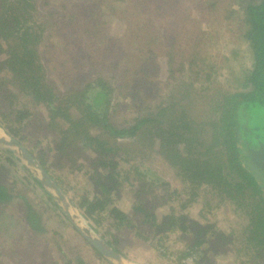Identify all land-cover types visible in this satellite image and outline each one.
Returning <instances> with one entry per match:
<instances>
[{
    "label": "trees",
    "instance_id": "trees-1",
    "mask_svg": "<svg viewBox=\"0 0 264 264\" xmlns=\"http://www.w3.org/2000/svg\"><path fill=\"white\" fill-rule=\"evenodd\" d=\"M116 1L127 3L128 0ZM177 1L151 2L164 7ZM227 1L195 0L196 7L199 6L197 15L193 14V6L187 10L192 14V20H197V24H209L213 13L220 15L223 19L221 23L229 22V31H238L237 43L246 44L244 52L250 59L249 66L243 68L239 75H234V90L219 94V115H216L217 120L212 121L210 127L212 144L204 151L209 156L207 160L205 157L199 162L196 157L198 152L190 145L196 146L197 143L194 137L189 136L196 124L188 117V120L183 119L188 109L185 105L178 108V96L196 100L198 69L203 73V80L211 83H217L220 74L210 58L203 59L202 65L193 70L195 75L189 76L187 72L192 71V66L197 67L192 56L176 61L174 55H166V51L164 54L161 50L156 51L157 55L153 54L155 49L150 51L149 47L158 46L157 39L161 38L168 40L167 48L174 47L177 35L165 32L170 19L173 21L172 17L164 16L163 12L157 10L152 13L153 21L143 18L140 25H136L135 31H140L147 41L151 40L145 52L153 54L150 55L153 61L164 56L159 62L162 61L165 66L162 71L165 76H162V81H155V72L159 66L154 69L150 65L148 72H143L145 70L142 66L133 68V64L138 66L136 63L144 60L136 52L137 49L131 50L130 56L125 48L113 54L96 55V58L87 52L90 49L82 42V35L85 39L93 36L89 29L92 21L100 23L102 31L110 28L103 14L106 7L98 5L99 0H0V127L31 156L36 157L58 186L68 192L73 204L93 230L118 254L126 255L121 252L117 234L128 231L140 241L151 242L155 249L161 246L164 251L159 252L167 264H182L186 258L193 259L195 264L208 262L206 246H209L210 241H206L203 234L197 231L192 234L184 217L176 215L173 207L163 217L158 213L159 208L166 204V199L171 202L178 198L179 201L184 199L180 207L185 208L195 202L198 188L204 184L210 185L211 178L222 179L217 166L222 154L228 166L239 173L238 181H223L227 187L237 193L248 188L252 197L264 193V180L260 171L251 165L248 158L249 149L264 142V0H234L238 4L236 10L230 3L229 7ZM97 6L101 7L98 8V14ZM223 7L224 13L219 14L218 10ZM80 8L83 10L82 15ZM236 11L241 14H235ZM124 12H128V9L118 13ZM236 16L240 18L238 24ZM113 19L127 24V27L117 34H109L104 39V46L114 41L119 42L117 46L122 43L129 48L131 43L127 40L133 35V22L119 14ZM79 21L86 25L85 28L81 29ZM166 23L168 25L165 26ZM57 31L61 39L72 45L69 46L68 54L77 59L62 66V72L68 76H57L55 67L47 58L49 52L44 51L42 54L39 50L44 48L43 45L48 46L52 33ZM192 37H195L192 39L194 52L199 46L196 41L204 40L199 36ZM79 49L85 51L80 58L77 54ZM242 51L243 48L235 46L231 54L236 58ZM43 58L45 62H41ZM91 68L97 72H90ZM105 69L110 73L108 77L103 76ZM62 82L70 86L64 93ZM122 105L128 111L133 107L135 115L129 120L116 123L108 110L112 108L116 111ZM37 107L43 108L42 118L34 112ZM180 144H183L184 153L177 147ZM216 146L221 149H214ZM148 149L166 160L169 168L180 177L184 184L183 193L172 188L147 163ZM1 150L13 155L8 148ZM79 156L84 159L79 161ZM215 161L216 166H213ZM72 165L75 169H70L68 176L59 173ZM80 174L82 180L77 185ZM32 179L38 183L36 178ZM1 180L0 177V231L5 236L9 234L7 238L16 246L21 245V256H30L27 264H88L79 255L73 261L60 251L55 253L53 246L56 244L53 241L63 238L52 228L44 236L47 227H44L39 213L28 202L21 224L12 227L17 220L4 209L12 193ZM78 186L84 187L83 190L75 189ZM245 208L248 218L241 232L245 246L235 248V257H240L238 264H248L241 260L244 256L264 252V197L248 202ZM180 221L183 222L180 231L182 241H185L184 249L177 250L175 258L171 259L172 253L166 251L161 236L157 235L162 227L174 229ZM239 236L236 234L232 240L237 241ZM67 241L65 245H69ZM83 241L103 260L100 252Z\"/></svg>",
    "mask_w": 264,
    "mask_h": 264
},
{
    "label": "rangeland",
    "instance_id": "rangeland-1",
    "mask_svg": "<svg viewBox=\"0 0 264 264\" xmlns=\"http://www.w3.org/2000/svg\"><path fill=\"white\" fill-rule=\"evenodd\" d=\"M151 1L153 0H128L126 3L125 1L99 0L98 5H101L103 8L106 7L104 8V10H106L103 11V14L105 15L104 19L107 21V23L110 24V28L102 31L100 23L92 21L91 25L89 26L90 28H88L91 29L93 36L91 38L85 39L82 35V42L86 47L90 49H87V52L91 53L90 56L92 55V57L94 58H96V55L100 54L104 55L113 54V52L117 53L121 48H125L129 52L130 56L131 50L136 51L137 49L136 52H139L140 56L144 60H142V62L140 63H136L138 66H135L133 64V68L138 69V67L142 66V69L145 70L143 72H148L150 70V67H154L155 69V66H159V69L157 68V72H155V81L157 79L162 81V76H165L162 73L165 66L164 64L162 65V61L159 62V60H161V57L164 56L161 55L160 57H158L159 59L154 57L155 61H153L150 56L155 53L157 55L156 51L159 52L161 50V52L163 51V54L164 51H166V55H174L176 61H182L184 59H187L189 56H192L194 61L196 62L197 67L195 68L192 66V71L187 72L189 76L195 75L193 74V70L199 68V65H202L203 59L206 60L210 58V61L213 60V65L215 68H217L218 73L220 74L219 80L216 81L217 83H211L208 80L204 81L202 76L203 73H201L198 69V79H196L197 82L195 83L197 87L196 100L193 101L187 98H183L180 95L178 96V108L185 105V107L188 109V114L186 115V117L183 115V119L188 120L189 118L190 120H192L193 124H196V127L190 130L189 136L194 137L193 140H195L197 144L195 146L190 143V145L191 147H195V150L198 152L196 157L199 162L202 158L204 159L205 157L207 160L209 155H206L204 151L206 149H209L208 146L212 144L210 127H212V121L217 120L216 115H219L217 111V107L220 105L219 94H221L223 91L227 92L234 90V75H239L241 70L243 68H246V66H249L250 64V59L246 51L244 52L246 44H244V42L237 43L238 40L236 38L238 37V31H229V22L221 23L220 20L223 19L220 15H215V13H213L209 18L211 19L209 24L205 22H203V24H197V20L193 21V17H191L192 14L188 13L187 10L193 6V14L195 16L197 15L199 6L196 7L195 0H178L175 4H166L164 7H160L157 3ZM229 3L232 4V7L235 10L238 8V4L236 5L234 3V0H229L226 2V4L228 5ZM125 5L127 6L125 7ZM222 6L224 5L222 4ZM98 8L100 9L101 7L97 6V14ZM125 9H128V12L118 13ZM157 10H159V13L160 11L163 12L164 16L167 15L169 18H173V21L170 19L169 26H166L168 25L167 23L165 24V32L167 34H176L177 37L174 41V47L171 48H167L169 46V42L168 40H166V38L157 39L159 47L154 46L151 43L152 46L149 47L150 51L155 49L153 51V54H151L150 51L145 52L146 45L151 40L147 41L145 37L140 34L141 32H137L135 31V29L136 25H140L143 18L153 21V14ZM82 11L83 10L80 8L81 15ZM218 11L219 14L224 13V7L219 9ZM159 13L157 12V15ZM117 14L121 15L122 18H126L128 21L130 20L131 22H133V24H131V29H133L131 30V32L133 33V35L130 36L127 40L128 43H131L129 48H127L125 44L122 43L117 46L119 42L114 41L109 42L108 45L104 46V39L109 34H117L122 30V28L124 29L125 26L127 27V24L118 21L116 22V20L113 19ZM235 14L239 15L241 14V12L239 13V11H236ZM235 21L237 22V24L240 23L239 16L238 18L236 16ZM79 23L81 29L85 28L86 25L84 26L80 21ZM52 35L53 37L50 39L48 46L45 47L46 45H43L44 48L39 50L40 52H42V54L44 53V51L49 52L47 58L51 61V65L55 67L57 76H68L65 72H62V69L64 68H62V66L68 65L65 63L69 61H77L75 57H72L68 54L69 46L72 45L67 43V40L61 39V34L58 31L53 32ZM192 36H199L204 40L203 42L196 41L199 43V46L195 49L194 52L192 39L195 37ZM235 46H240L241 48H243V51L240 52V55H237L238 57L236 58L231 54V50ZM165 49H168L170 51H167ZM83 51L84 49H79L77 53L79 58L82 55ZM119 56H121V54H119ZM145 59H147V61L144 63ZM41 62H45V59L43 58ZM203 65H206V63ZM89 71L92 73L97 72L94 68H91ZM108 72L109 71L107 69L103 70V76L108 77V75L110 74ZM130 72H133V70H131ZM180 78H183V76H181ZM154 80L152 81V83L154 82ZM61 84L63 85V93L70 89V86L65 82H62ZM181 91L182 89L180 90V92ZM42 109L43 108L39 107L34 109L36 115L40 116L41 118L44 115ZM130 109L131 110L128 111L125 106L122 105L121 108L116 109V111L112 110V108L109 109L108 113L109 115L110 113H112L113 121L118 123L117 121L122 122L124 120H129L133 115H135V112L133 111L134 108L132 107ZM70 111L74 114L73 110ZM262 123L264 125V117L262 118ZM204 132L206 133L204 134ZM4 133V137L6 139H9L10 135H8L0 127V135ZM5 143H0V177L2 179L1 181L5 183V185L10 189L12 193V198L9 204H7L4 208L5 212L11 215L13 219L17 220V223H14V226L12 227L16 228V226L21 224L22 220L25 217V209L28 202V205L33 207V209H35L39 213L44 227H47L45 230L46 234H44V236H47L52 228L59 232V237L61 236L63 238L62 240L59 239V241L57 239L56 241H53V243L56 244V246H53V250L55 251V253H58V251H60L61 254L70 257L71 259H73V261H75L76 257L79 255V257L87 261L88 264H104L103 262H107L108 264H167L166 259L162 257L159 252L164 251L161 246L155 249L151 242L150 244L148 241H140L136 236H133V234L128 231L125 233L120 232V234H117L115 231H113L115 235H119V246L121 252L125 253L126 255L123 256L121 254H118L120 256L118 261L114 258H107L103 255V260L100 259L92 252V248L83 243V240L85 239L82 236L81 231H84L85 224H88V222L83 218V216L81 217V213L75 207L73 201L68 196V192H64L58 186L55 179L42 167L36 157L32 155V158L34 159L36 164H38L39 167L44 170L50 180L57 186L59 192L67 203V205H64L61 199H59L57 193L55 195V190L52 187L51 181V186L48 185L47 187L40 182L42 175L40 173V169L36 165L29 164L23 159L21 155L14 152H12L13 155L5 154L2 152L1 149L6 148ZM182 145L183 144L177 145V147L178 149L180 148V152L184 153L185 150L182 148ZM216 148L221 149L220 146H216L214 149ZM202 151L204 152V154H201ZM86 152H88V149H86ZM147 155L149 156L147 163L152 165L156 172L170 183L172 188L177 189L180 193H183L184 184L183 182H181L180 177L172 169L169 168V164L167 163V161L160 157L157 153H151L149 149ZM8 156H10L9 158L11 160L7 158ZM79 157V161H82L84 159V157L82 156ZM219 158L220 160L217 162V166L220 169V176L222 179L213 180L211 178L210 185L204 184L200 188H198V195L195 198V202L188 204L185 208L180 207V204L182 203L181 201H183L184 203V199L179 201L178 198V200L175 199L172 200V202L171 200L166 199V204L159 208L160 212L158 213L163 217L164 214H169L170 209L173 207L175 209L176 215H182L184 217L185 223L187 224V227L190 229L192 234L197 231L198 233L204 235V239L206 241H210L208 242L209 246H206V250L208 252L206 254V256L208 257V262L203 261L199 264L239 263L240 257H235V248H243L245 246V242L241 240V232L243 229L242 226L248 218V215L246 214L247 208H245V206L248 202L257 201L258 199L260 200V198L264 197L263 192L260 193V195L257 194L252 197L250 195L251 191L248 188H245L242 193H237L232 188L227 187L223 181L225 180L229 183L238 181L239 173L237 171H233L228 166L224 159V154H222ZM8 160L9 162L11 161V164L8 162ZM214 164L215 165L213 166H216V161ZM74 167L75 166L72 165V167L70 166L66 170L63 169V171H60L59 173H62L64 176H68L70 173L69 170L75 169ZM78 177L79 179L77 185H79V183L81 182L82 175L80 174ZM32 178H39V184L35 183ZM72 180L73 179H71V181ZM214 181L220 183V185L214 183ZM77 188H80V191H82V188L84 187H75V189ZM138 188L139 187H137L135 190H137ZM223 189L225 190L224 192ZM226 191L228 192L226 193ZM46 193L50 195L51 198L47 196ZM131 195H134V193H131ZM65 210L68 213L67 215L65 213ZM125 210L128 211V209ZM182 224V221L177 222L174 229L162 227L161 232L159 233V235H157L159 237L161 236L160 238L163 241L162 243H164V246L166 245V251L172 253V255H170L171 259L175 258V252L177 250L184 249L185 241H182L183 236H181L182 232L180 231V226ZM74 229L76 230V232ZM95 233L97 237L105 240L103 237L99 236L97 232ZM236 234L240 235L239 239L237 241L235 239L232 240V238ZM8 235L9 234L5 236L0 231V264H27L26 261H29L30 256H28L27 258L26 256H21V245L18 244V246H16V243L7 238ZM67 240H69V245H65V242ZM249 256H244L241 260L246 261L248 264H264V252L257 255L250 254Z\"/></svg>",
    "mask_w": 264,
    "mask_h": 264
},
{
    "label": "water",
    "instance_id": "water-1",
    "mask_svg": "<svg viewBox=\"0 0 264 264\" xmlns=\"http://www.w3.org/2000/svg\"><path fill=\"white\" fill-rule=\"evenodd\" d=\"M5 133L0 135V143H5L6 141V148L10 149L12 152L19 154L23 157L25 161H27L29 164H34L40 169V173L42 175V178L40 179V182L45 185L46 187L50 184V178L47 176V174L44 172L42 168L39 167L38 164L34 161L32 156L28 153V151L21 146L13 137L9 136V139H6ZM248 158L251 161V165L254 166L255 169H258L260 171V176L264 180V142H259L258 147L256 148H250L248 151ZM39 180V178H37ZM52 187L54 188L55 195L57 193L59 199L64 203V205H67L66 201L64 200L63 196L59 192L57 186L51 181ZM54 196V195H53ZM65 209V208H64ZM67 209V208H66ZM66 215L68 214L65 210ZM82 217V215H81ZM80 230V229H79ZM82 236L84 239L92 246L94 249H96L98 252L101 253V255L107 257V258H114L115 260H119L120 256L117 252H115L106 242L105 240L99 238L96 236V233L92 230V228L85 224L84 231H81Z\"/></svg>",
    "mask_w": 264,
    "mask_h": 264
},
{
    "label": "built area",
    "instance_id": "built-area-1",
    "mask_svg": "<svg viewBox=\"0 0 264 264\" xmlns=\"http://www.w3.org/2000/svg\"><path fill=\"white\" fill-rule=\"evenodd\" d=\"M182 264H195L193 259L191 258H186L182 261Z\"/></svg>",
    "mask_w": 264,
    "mask_h": 264
}]
</instances>
